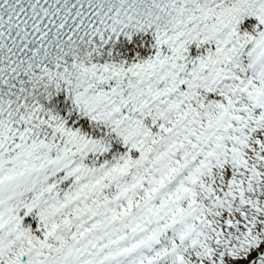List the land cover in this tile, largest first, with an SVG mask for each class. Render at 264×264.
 <instances>
[{
	"label": "snow or ice",
	"instance_id": "6c2138e0",
	"mask_svg": "<svg viewBox=\"0 0 264 264\" xmlns=\"http://www.w3.org/2000/svg\"><path fill=\"white\" fill-rule=\"evenodd\" d=\"M0 264H264V0H0Z\"/></svg>",
	"mask_w": 264,
	"mask_h": 264
}]
</instances>
